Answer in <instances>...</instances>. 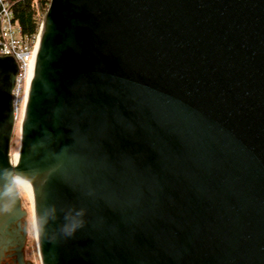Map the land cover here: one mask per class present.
<instances>
[{"label":"water","instance_id":"water-1","mask_svg":"<svg viewBox=\"0 0 264 264\" xmlns=\"http://www.w3.org/2000/svg\"><path fill=\"white\" fill-rule=\"evenodd\" d=\"M36 50L0 229L20 177L41 264H264V0H51Z\"/></svg>","mask_w":264,"mask_h":264},{"label":"built area","instance_id":"built-area-1","mask_svg":"<svg viewBox=\"0 0 264 264\" xmlns=\"http://www.w3.org/2000/svg\"><path fill=\"white\" fill-rule=\"evenodd\" d=\"M37 45V44H36ZM36 52L15 22L9 0H0V57H12L19 65L12 96L13 102L26 101L30 83L29 66Z\"/></svg>","mask_w":264,"mask_h":264},{"label":"rangeland","instance_id":"rangeland-1","mask_svg":"<svg viewBox=\"0 0 264 264\" xmlns=\"http://www.w3.org/2000/svg\"><path fill=\"white\" fill-rule=\"evenodd\" d=\"M13 105L15 111V120H14V127H13L12 139L10 144L11 158L14 157V155L19 154L21 147V138H22L21 123H22V119L24 118V101L13 102ZM17 186L21 196V209L25 211V214L22 216V221L26 229L24 256L26 260L31 264H41L40 253L38 248L35 212L32 206L33 203L31 204L32 200L30 201V196L28 192H26L24 188H22V186L19 185Z\"/></svg>","mask_w":264,"mask_h":264},{"label":"trees","instance_id":"trees-1","mask_svg":"<svg viewBox=\"0 0 264 264\" xmlns=\"http://www.w3.org/2000/svg\"><path fill=\"white\" fill-rule=\"evenodd\" d=\"M22 35L35 47L51 0H9Z\"/></svg>","mask_w":264,"mask_h":264},{"label":"flooded vegetation","instance_id":"flooded-vegetation-1","mask_svg":"<svg viewBox=\"0 0 264 264\" xmlns=\"http://www.w3.org/2000/svg\"><path fill=\"white\" fill-rule=\"evenodd\" d=\"M17 185L16 182L21 199ZM1 207L2 204L0 203ZM25 234L26 229L22 218H18L5 228L0 229V264H20L21 259L29 263L24 256Z\"/></svg>","mask_w":264,"mask_h":264},{"label":"bare ground","instance_id":"bare-ground-1","mask_svg":"<svg viewBox=\"0 0 264 264\" xmlns=\"http://www.w3.org/2000/svg\"><path fill=\"white\" fill-rule=\"evenodd\" d=\"M36 55H37V50H36V52H35V54H34V57H33V59H32V61H31V63H30V66H29V74H28V82L29 83H31V78H32V74H33V70H34V66H35V61H36ZM25 103H26V101L24 100V110H25ZM21 113V112H20ZM19 114V113H18ZM21 116V115H20ZM16 118H17V115H16ZM21 119V118H20ZM22 122H23V119H22ZM22 124V123H21ZM19 126V125H18ZM22 131V130H21ZM18 159H19V154H17V155H14V157H12L11 158V162H12V164H16L17 163V161H18ZM16 181L15 182H17V184L19 185V186H22V188H24V190L26 191V192H28V194H29V196H30V201H31V204H32V206H33V209H34V195H33V190H32V188L30 187V185L24 180V179H22V178H20V177H16V179H15ZM35 212V211H34ZM35 219H36V229H37V218H36V215H35ZM37 237H38V235H37Z\"/></svg>","mask_w":264,"mask_h":264}]
</instances>
